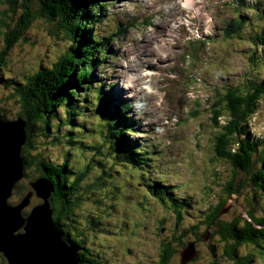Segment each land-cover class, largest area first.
I'll list each match as a JSON object with an SVG mask.
<instances>
[{"label":"rangeland","instance_id":"rangeland-1","mask_svg":"<svg viewBox=\"0 0 264 264\" xmlns=\"http://www.w3.org/2000/svg\"><path fill=\"white\" fill-rule=\"evenodd\" d=\"M183 1L102 0L106 3L101 9L103 15L93 17L88 32L113 38L107 56L101 55L102 63L100 57L97 59L87 94L84 89L79 93V101L86 100L83 113L88 120L83 122L75 115L72 127L76 128L70 131L63 123L67 113L59 108L49 121L50 129L45 130L43 123L30 125L29 138L34 147L25 152L21 148L27 178L12 190L7 199L11 204L31 189L29 180L45 176L37 166L40 156L45 163L66 162L71 166L66 170L68 179L76 177L87 164L76 190L79 199L75 207V226L83 233L90 253L84 264H91L89 259L101 264H159L164 243L173 250L167 264H179L185 244L201 234L196 241L197 256L187 263L210 264L214 255L223 251L217 225L233 217H248L246 212L258 219L264 216V190L252 175L256 170L233 171L228 160L216 157L214 143L219 129L213 125L210 108L219 85L240 92L239 86L243 88L248 79L262 82L264 43L255 38L264 37V0H239L228 7L217 0H193L189 8ZM7 6L6 0L0 4L1 75L21 80L39 69L50 70L70 46L66 32L56 21L37 13L38 0H16L12 9ZM21 15L30 18L27 28L20 32ZM232 19L233 27H240L227 36L223 29ZM120 26L127 28L115 37ZM14 32L15 40L6 50L7 39ZM140 71L146 74L140 76ZM1 81L0 113L8 121H16L20 111H36L35 107L21 109L19 104L20 95L34 88L33 83L18 90L17 85ZM143 84L151 91L146 92ZM122 86L129 88L124 90ZM106 92L114 93L116 107L117 96L126 92L133 98L120 99L121 124H130L136 117L151 125L143 127L137 122L131 127L133 131L123 133L129 144H138L135 148H139L141 159L135 158V162L140 165L119 170L112 164L106 142H102L107 136L104 124L109 126V115L99 94ZM140 94L145 109L133 114L131 106L138 108ZM225 117L223 114L221 122ZM157 124L163 125V133L152 132ZM248 129L251 138L264 137V95L248 119ZM79 135L84 139L82 145ZM69 138L80 143L69 144ZM254 160L258 167L261 163ZM50 171L56 172L54 168ZM233 175L242 188L227 199L223 189ZM156 183L163 188L158 187L154 193ZM222 200L228 209L220 210L217 220L207 223L210 211ZM39 203L42 199L33 194L22 213ZM238 251L252 258L250 264H264V253L253 245H241ZM0 264H7L6 260L0 257ZM216 264L235 263L220 255Z\"/></svg>","mask_w":264,"mask_h":264},{"label":"trees","instance_id":"trees-1","mask_svg":"<svg viewBox=\"0 0 264 264\" xmlns=\"http://www.w3.org/2000/svg\"><path fill=\"white\" fill-rule=\"evenodd\" d=\"M3 1L5 0H0V4L3 3ZM38 2L40 3V8L37 13L48 20L56 21L60 29L66 32L70 40V46L63 56L52 64L50 70H46L45 68L39 69L28 77L24 76V79L21 80L19 78L1 75L0 73L1 80L5 79V85H17L18 90H23L27 84L33 83L34 86V88L31 87L23 96L20 95L21 99L19 104L21 109L36 108V111L33 113L20 111L18 114V116H21L23 120L26 121L25 132L28 140L23 146L24 152L34 147L33 141L29 138L30 128L33 123H43L45 130L50 129L51 124L49 121L59 108H63V114L64 112L67 113V115L64 114L63 123L70 127V131H72V128H76L72 127L73 120L76 117L75 115L81 117L83 122L88 120L83 113L86 100L79 101V93L84 89L85 94H87V91L91 87L89 84L92 81L93 70L97 66V59L100 57V63H102L101 61L103 58H101V55H103V57L107 56L108 53L106 50H110V43L113 38L112 35L100 38L88 32V29L92 28L94 21L93 17L96 16V14L103 15L101 14V9L105 7L106 3L102 2V0H38ZM6 3L12 9L16 4V0H6ZM8 6L7 9H9ZM10 11L12 10H9V12ZM24 15H21V22L18 24L20 32L24 31L29 25L30 17L26 18ZM232 21L233 19L230 20L223 29L227 36L235 34L240 27H233ZM126 28L127 26H120L118 34H123ZM15 32L12 38L7 39L6 50L12 46L15 40ZM255 40L264 43V37L257 36ZM1 55L2 53H0V57ZM262 79V82H257V79H248L249 81L244 84L243 88L239 87L240 92L238 89H231L219 85L218 89H214L215 95L212 96L210 108L213 125L219 129L214 143L216 157L228 160L231 163L233 171L241 170L250 172L254 168L256 173H252V175L255 179L258 178L256 185L262 188L261 190L263 191L264 137L253 139L250 137L248 129V119L256 108L257 100L261 95H264V75ZM0 83L3 82L1 81ZM16 93H18L17 90ZM99 96L105 99L102 104L103 110L107 111L109 114L107 122L109 126L104 124L107 136H103L102 142H106L112 164L118 167L119 170L123 168L122 166L128 169L129 165H140L141 163L135 162V158L141 159L139 148L137 149L138 152L135 151V147L138 144H129L128 139L123 134L125 131H133L131 127L137 122L133 121L130 124H121V115L119 111L122 109L121 102L117 99L120 105L118 104V107H116L113 103L115 97L110 92L100 93ZM223 114H225L226 117L223 122H221ZM0 117L2 120H6V117L1 113ZM55 126L58 127V125H54V127ZM81 129L82 127L80 130ZM78 137L81 139L80 135ZM70 138L67 140L69 144L73 142ZM233 138L235 141L232 142L231 140ZM81 140L82 145L84 139ZM73 143L80 142L77 140ZM238 145L239 149H236ZM98 148L99 147L95 150H98ZM256 153H258V155H256ZM254 158L261 163L258 167H256ZM43 160L45 159L40 156L37 161V166H40L41 175L48 177L54 188L49 198L54 212V222L62 237L74 248L77 260L81 264H84L86 259L88 260L90 253L87 246L84 245L85 238L83 233L78 226H75V207L79 199L76 190L88 166L87 164L83 165V168L79 169L76 177L68 179V172L66 170H71V166H68L66 162L55 164V162L45 163ZM28 164L29 161L27 164L25 163V166L27 167ZM52 168H54L56 172L52 173L50 171ZM23 173L24 175L19 180V183L24 177L27 178L24 171ZM142 175L144 176V174ZM234 178L235 176L233 175L228 185L223 189V192L227 195V199L233 194L239 193L242 188L241 182L237 186ZM140 180L146 185L142 178ZM29 182L31 183L32 181L29 180ZM21 186L22 185L19 184V187ZM158 187L163 188V185H158L156 183L153 189L154 193L158 192ZM24 196L25 194H23L15 204H18ZM71 196L73 199L69 200ZM224 200L210 211L206 219L207 223L212 224L217 220L218 215L216 214H218L220 210L228 209L225 204L226 201ZM246 215L249 219L248 217L237 216L231 218L230 221L225 220L223 224L217 225V236L223 243V251L220 255L229 257L235 264H250L252 260L250 256L243 255L238 251L241 245H253L256 250L264 253V216L258 219L252 215V212H246ZM195 227H198V225ZM72 231L74 232L73 237L71 235ZM201 235L189 241H193L196 244V241L199 242ZM84 250L85 252H83ZM81 252L82 254H80ZM172 252L173 250L170 244L164 243L159 264H167L171 258ZM95 255H98L97 251ZM219 256L214 255L210 264H216ZM0 257L3 261L6 260L1 253ZM89 262H91V264L102 263V261L100 262L93 259H89ZM179 264L182 263L179 261Z\"/></svg>","mask_w":264,"mask_h":264},{"label":"water","instance_id":"water-1","mask_svg":"<svg viewBox=\"0 0 264 264\" xmlns=\"http://www.w3.org/2000/svg\"><path fill=\"white\" fill-rule=\"evenodd\" d=\"M25 126L21 116L16 121L0 117V253L7 264H79L74 248L54 222L49 199L54 188L49 178L34 179L32 189L18 204L7 202L17 175L23 172L20 153L27 141ZM33 194L42 199V204L32 206L23 214ZM197 253L196 244L188 241L179 253L180 262L187 263Z\"/></svg>","mask_w":264,"mask_h":264},{"label":"bare ground","instance_id":"bare-ground-1","mask_svg":"<svg viewBox=\"0 0 264 264\" xmlns=\"http://www.w3.org/2000/svg\"><path fill=\"white\" fill-rule=\"evenodd\" d=\"M183 2H185V5L187 6V8H189L190 6H192L191 3H194L193 0H185V1H183ZM99 59H100V58H99ZM99 59H98V60H99ZM97 62H98V61H97ZM96 64H97V63H96ZM128 81H129L130 83H132L133 80H132V78L128 77ZM142 88L145 89L146 92H150V91H151V90H150V87H149L148 85L142 86ZM113 94H114V93H113ZM139 98H140V101H142V100H141V94H140ZM131 105H132V104H131ZM141 105H142V102H140V104H139V108H141ZM107 115H109V114H107ZM131 119H132V118H131ZM131 119H129V120H131ZM133 120L136 121V122H138L139 124H144V123H143L144 121L137 120L136 117H135V118L133 117ZM131 121H132V120H131ZM135 151L138 152L137 149H135ZM82 168H83V167H82ZM21 174H22V175H17V179H16V181L14 182L12 188L18 187L17 183H19V180L23 177L24 173L22 172ZM26 175H27V174H26ZM27 183L30 184V188L32 189L31 184H33L34 181H32L31 183L28 181ZM152 186H153V185H152ZM12 188H11V189H12ZM31 189H30V190H31ZM12 190H13V189H12ZM11 193H12V191H11ZM27 193H28V192H26L25 195H26ZM10 196H11V194H10ZM10 196H9V197H10ZM24 197H25V196H24ZM36 197H37V196H36ZM7 202H8V200H7ZM8 204H10V205H16V204H11V203H9V202H8ZM206 240H207V239H206ZM206 240H203V241H206Z\"/></svg>","mask_w":264,"mask_h":264},{"label":"flooded vegetation","instance_id":"flooded-vegetation-1","mask_svg":"<svg viewBox=\"0 0 264 264\" xmlns=\"http://www.w3.org/2000/svg\"><path fill=\"white\" fill-rule=\"evenodd\" d=\"M239 87H241V85H240ZM27 213H28V212H27ZM27 213H26V214H27Z\"/></svg>","mask_w":264,"mask_h":264}]
</instances>
